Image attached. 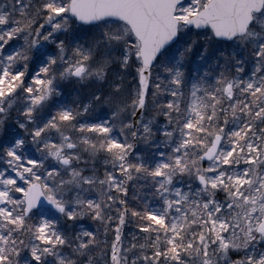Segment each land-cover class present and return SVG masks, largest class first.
Instances as JSON below:
<instances>
[{
    "label": "snow or ice",
    "instance_id": "obj_1",
    "mask_svg": "<svg viewBox=\"0 0 264 264\" xmlns=\"http://www.w3.org/2000/svg\"><path fill=\"white\" fill-rule=\"evenodd\" d=\"M8 121L0 264H264V0H0Z\"/></svg>",
    "mask_w": 264,
    "mask_h": 264
},
{
    "label": "rangeland",
    "instance_id": "obj_2",
    "mask_svg": "<svg viewBox=\"0 0 264 264\" xmlns=\"http://www.w3.org/2000/svg\"><path fill=\"white\" fill-rule=\"evenodd\" d=\"M66 87H72V85H67ZM66 87H65V92H66ZM12 127H14V125L12 124L11 121H8L2 128H0V137H4L3 133H9V131H11ZM131 229L127 228L126 231V235L127 233L130 231Z\"/></svg>",
    "mask_w": 264,
    "mask_h": 264
},
{
    "label": "trees",
    "instance_id": "obj_3",
    "mask_svg": "<svg viewBox=\"0 0 264 264\" xmlns=\"http://www.w3.org/2000/svg\"><path fill=\"white\" fill-rule=\"evenodd\" d=\"M72 87H73V86H72ZM72 87H70V88H69V87H66V92H68L69 89H72ZM69 99H71V96H69ZM161 120H162V118H161ZM9 132H10V131H9ZM7 134H8V133H5V132L3 133L4 136H6ZM100 164L102 165V161H100ZM101 171H103V168H102V167H101ZM131 195H132V193L130 192V193H129V196L131 197ZM84 223H85V224H88V223H90V222H89V221H84ZM93 227H95V226L93 225ZM132 227H133V225L130 224L129 227H128V229H131ZM126 231H127V229H126Z\"/></svg>",
    "mask_w": 264,
    "mask_h": 264
}]
</instances>
